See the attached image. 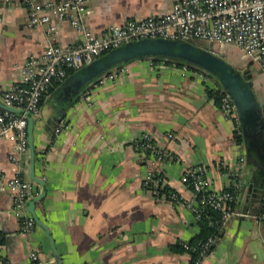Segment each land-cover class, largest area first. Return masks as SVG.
<instances>
[{"label": "crops", "instance_id": "obj_1", "mask_svg": "<svg viewBox=\"0 0 264 264\" xmlns=\"http://www.w3.org/2000/svg\"><path fill=\"white\" fill-rule=\"evenodd\" d=\"M175 2L89 0L87 23L103 34L115 23L165 14ZM53 25V32L32 26L23 0H0V91L20 81L29 59L43 60L49 45L78 41L68 22L55 19ZM249 65L253 89L264 103V74ZM208 83L204 73L138 59L101 76L72 103L56 85L44 95L35 116L34 147L35 174L45 181L46 195L36 214L50 229L63 264H187L190 255L171 247L195 239L200 224L185 204L156 198L144 180L162 175L170 189L189 200L192 192L181 178L198 165L220 187L234 184L229 171H237L242 187L235 210L256 217L227 223L201 264H264V160L258 147L251 157L246 143L235 140L238 125L209 97ZM144 134L169 157L141 151L135 142ZM18 157L13 142L0 144V256L10 264H31L36 251L41 264H57L46 231L36 224L25 232L13 211L7 181ZM21 160L37 196L43 187L31 178L30 145Z\"/></svg>", "mask_w": 264, "mask_h": 264}, {"label": "built area", "instance_id": "obj_2", "mask_svg": "<svg viewBox=\"0 0 264 264\" xmlns=\"http://www.w3.org/2000/svg\"><path fill=\"white\" fill-rule=\"evenodd\" d=\"M23 1L29 10L32 26H46L53 32L56 30L53 21L64 20L75 29L79 37L75 44L69 46L49 45L43 60L34 57L29 59L22 68L20 81L11 89L0 91L3 103L23 109L34 117L40 114L44 95L56 83L65 81L70 71L81 70L111 50L141 39L203 41L217 55L222 53L220 49L233 47L244 60L257 65L264 74V0H176L165 14L115 23L103 34L94 32L87 23V17L91 13L89 0ZM204 79L209 80V87L216 88L213 78L204 74ZM222 91L221 109L236 121L237 129L242 133L233 97L228 91ZM64 128L65 124L59 126L56 134L59 135ZM168 138H174V134H169ZM4 140L13 142L20 155L15 158L17 167L14 176L7 181V187L13 195V211L21 219L23 230L29 232L35 228L36 222L27 210L28 201L34 197V189L23 175L24 164L21 160V156L29 151L26 115L0 111V144ZM135 144L141 151L151 153L156 159L169 157L167 151L154 143L149 134L142 135ZM244 160L241 157L240 161ZM229 176L234 179L231 186L235 187V191L230 189L231 186L220 187L216 184L205 166L187 168L181 182L192 192L189 200H182L176 192L168 196L160 195L159 188L166 186L162 175H149L144 180V186L156 198L162 197L173 203L185 204L197 221H201L210 210L218 211L221 214L220 219L213 225L222 229L233 215L238 214L232 205L236 202L237 190L242 187L237 171H229ZM214 242L215 238L210 237L201 245L203 250L197 264L202 263ZM183 246L191 249L188 243H183ZM29 258L31 264H41L36 251ZM0 264L10 263L0 256Z\"/></svg>", "mask_w": 264, "mask_h": 264}, {"label": "water", "instance_id": "obj_3", "mask_svg": "<svg viewBox=\"0 0 264 264\" xmlns=\"http://www.w3.org/2000/svg\"><path fill=\"white\" fill-rule=\"evenodd\" d=\"M223 49H220V51L222 52ZM138 59L181 60L194 64L207 74L212 75L215 78H213L214 80L219 81L222 89L232 95L239 114L243 135L251 139V146L261 148L264 151V103L259 101L253 87L245 80V73L238 71L223 54H215L212 51V47L203 41H178L164 38L131 41L122 47L111 50L81 70L74 72L59 86V90L63 89L66 97L72 103L91 83L97 81L101 76L108 74L120 65ZM0 108L14 114H24L28 119V140L32 167L31 178L41 185L43 189L39 195L34 196L28 201L27 209L36 224L42 227L48 234L56 263L63 264L50 229L36 214L37 203L43 200L46 195V183L35 174V117L23 109L7 106L2 100H0ZM246 145L249 147L248 153L252 157L254 152L247 141ZM251 190L252 186L250 185L249 193ZM262 192L264 193V191ZM250 215L248 211H238V214L233 215L227 223L229 225L230 221L235 218H254ZM225 228L226 226L223 230Z\"/></svg>", "mask_w": 264, "mask_h": 264}, {"label": "trees", "instance_id": "obj_4", "mask_svg": "<svg viewBox=\"0 0 264 264\" xmlns=\"http://www.w3.org/2000/svg\"><path fill=\"white\" fill-rule=\"evenodd\" d=\"M160 61H164L165 63H168V64H174L178 67L187 68V69L192 70V71L201 72V73L208 75L211 78H214L212 75L207 74L205 71H203L202 69L198 68L196 65L191 64V63H187V62H184L181 60H173V59H166V60L165 59H156V60H153V63H158ZM72 74H73V72L70 71L68 77L71 76ZM244 78L249 83V85L251 87H253L252 76L249 72H245ZM63 82L56 83L55 85L61 86ZM215 82H216V88L208 86V95L211 99L215 100L217 105H221V98H222V94H223L222 87H221L218 80H215ZM235 140L238 143H243V142L246 143V141H247L248 145H250V143H251V139L245 137L243 135V132L242 133L236 132L235 133ZM250 148L254 152L255 148H257V147L251 146ZM257 150L260 152V154H261L260 156L264 160V151L262 149H258V148H257ZM147 153H149V152H147ZM159 189L161 191L160 195H162V196L164 194L166 196H168L169 194L174 192L167 185L164 188H162V189L159 188ZM230 189L232 191H235V187H233V186H231ZM239 191H240V189L237 190V192H236L237 195L239 194ZM158 199L169 201V199H163L162 197H160ZM235 204H236V202L233 203V205H232L234 209H236ZM206 214L207 215H205L201 221H198V223L200 224V227H201L200 234H198V236L195 239H193L192 241H190L188 243L190 245L191 249H185L183 246V243H179V242L176 243L175 245H172V247H171V249L177 253H181V254L182 253H188L190 255V260L187 264H197L196 262L199 260L201 252L203 250V249H201V245L203 243H205L210 237L218 238L220 232L224 229V228L219 229L218 227L213 225V223H215L217 220L220 219L221 214L218 211L210 210L209 214L208 213H206ZM261 214H264V206H261ZM2 241H3L2 238H0V243ZM212 248H213V246L210 248L209 252L212 250Z\"/></svg>", "mask_w": 264, "mask_h": 264}, {"label": "rangeland", "instance_id": "obj_5", "mask_svg": "<svg viewBox=\"0 0 264 264\" xmlns=\"http://www.w3.org/2000/svg\"><path fill=\"white\" fill-rule=\"evenodd\" d=\"M222 54L236 69H238V71H241L242 73H245L251 66L246 60L240 59V52L236 48L229 46L225 47L221 55Z\"/></svg>", "mask_w": 264, "mask_h": 264}, {"label": "flooded vegetation", "instance_id": "obj_6", "mask_svg": "<svg viewBox=\"0 0 264 264\" xmlns=\"http://www.w3.org/2000/svg\"><path fill=\"white\" fill-rule=\"evenodd\" d=\"M264 138V137H263Z\"/></svg>", "mask_w": 264, "mask_h": 264}]
</instances>
